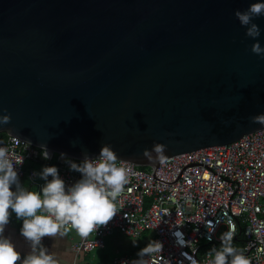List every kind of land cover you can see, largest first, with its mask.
<instances>
[{"label":"water","instance_id":"95a60500","mask_svg":"<svg viewBox=\"0 0 264 264\" xmlns=\"http://www.w3.org/2000/svg\"><path fill=\"white\" fill-rule=\"evenodd\" d=\"M263 128L264 0H0V134L156 169Z\"/></svg>","mask_w":264,"mask_h":264},{"label":"built area","instance_id":"2783aa9c","mask_svg":"<svg viewBox=\"0 0 264 264\" xmlns=\"http://www.w3.org/2000/svg\"><path fill=\"white\" fill-rule=\"evenodd\" d=\"M2 175L17 181L29 217L39 216L46 229H72L92 211L77 254L104 249L114 233H151L143 254L101 264H264V128L167 158L156 169L89 158L73 170L71 159L7 136L0 138V187ZM240 226L242 247L222 257L220 247Z\"/></svg>","mask_w":264,"mask_h":264},{"label":"crops","instance_id":"0c3cea01","mask_svg":"<svg viewBox=\"0 0 264 264\" xmlns=\"http://www.w3.org/2000/svg\"><path fill=\"white\" fill-rule=\"evenodd\" d=\"M1 180L0 189L16 193L19 196L17 181L14 178L2 175ZM31 191L34 193V190ZM24 200L22 198L13 205L6 217L0 216V222L2 221L0 223V264H90L86 258L90 253L77 254L75 247L78 242L72 241L63 231L46 228L36 233L34 230L20 231L16 221L22 225L20 217H24L23 215L26 213L30 214L28 207L24 209L23 206H20ZM86 226L87 218L82 223V233ZM114 234L119 235L118 233ZM113 257L102 262H107Z\"/></svg>","mask_w":264,"mask_h":264},{"label":"rangeland","instance_id":"374dc122","mask_svg":"<svg viewBox=\"0 0 264 264\" xmlns=\"http://www.w3.org/2000/svg\"><path fill=\"white\" fill-rule=\"evenodd\" d=\"M91 210H87V218ZM82 224L77 225L72 229L64 230L63 232L74 242H79L82 238ZM152 239L151 233L142 234L135 239L124 238L114 234L105 240V248L103 250H95L90 255H87V262L90 264H100L103 260L109 259L112 256H138L144 253L143 247ZM121 246V247H120Z\"/></svg>","mask_w":264,"mask_h":264},{"label":"trees","instance_id":"16d2710c","mask_svg":"<svg viewBox=\"0 0 264 264\" xmlns=\"http://www.w3.org/2000/svg\"><path fill=\"white\" fill-rule=\"evenodd\" d=\"M0 138L5 139V138H7V135L2 133V134H0ZM80 165H81V162L71 160V167L73 170L78 169L80 167ZM16 185H18V183H16ZM28 194H29V196H31V194H33V191H31V189H29ZM27 204H28L27 201L24 200L22 203H20V206H23L24 209L28 207V210H29V206ZM104 209H105L104 206H102L101 210L103 211ZM23 216L24 217H22V216L20 217V220L22 222V225L25 228L21 225V223L19 221H16V224L18 225L20 231L34 230L36 233V232H41L45 228L44 225L41 223L39 216H35L33 218H30L29 213H26ZM147 233H150V232H147ZM243 241H244V239H243V228L240 226V229L238 230V232L236 234L235 240L226 247H223V246L220 247V250L222 249V257H227V251L229 249H234V250L239 251L243 245ZM150 244H151V241L147 245H145L143 247V249L145 250Z\"/></svg>","mask_w":264,"mask_h":264}]
</instances>
